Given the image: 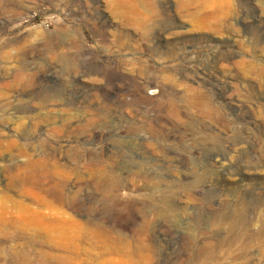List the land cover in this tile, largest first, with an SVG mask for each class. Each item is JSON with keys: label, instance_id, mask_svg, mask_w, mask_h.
I'll list each match as a JSON object with an SVG mask.
<instances>
[{"label": "rangeland", "instance_id": "374dc122", "mask_svg": "<svg viewBox=\"0 0 264 264\" xmlns=\"http://www.w3.org/2000/svg\"><path fill=\"white\" fill-rule=\"evenodd\" d=\"M212 1L0 0V264H264V0Z\"/></svg>", "mask_w": 264, "mask_h": 264}, {"label": "bare ground", "instance_id": "6f19581e", "mask_svg": "<svg viewBox=\"0 0 264 264\" xmlns=\"http://www.w3.org/2000/svg\"><path fill=\"white\" fill-rule=\"evenodd\" d=\"M214 1V0H213ZM212 1V2H213ZM217 3H218V0H217ZM226 3H228V2H226ZM211 5L213 4V3H210ZM218 4H220V3H218ZM112 6V5H111ZM225 6V5H224ZM228 6V5H227ZM211 7V6H210ZM221 7H223V5L221 6ZM118 10H120L119 8H117ZM135 9H137V8H135ZM136 12H138V10H136ZM123 13V12H122ZM115 14L116 15H121V11L120 12H117L116 11V9H115ZM210 16V15H209ZM140 20V19H139ZM17 54V53H16ZM21 59V58H20ZM130 61V60H129ZM24 67V66H23ZM19 72H23V69H19ZM137 72V71H136ZM139 74H140V72H138ZM139 76V75H138ZM151 76H153V75H151ZM150 76V77H151ZM4 79V78H3ZM161 85H163V84H161ZM162 92H163V89L161 88V87H158L157 85H155V84H151V83H149V84H147L145 87H144V89H140V90H137L135 93H134V98H135V100L137 101V102H140V101H144V102H152V101H155V100H157L158 98H159V96H161V94H162ZM125 94V93H124ZM169 100V99H168ZM141 104H143V103H141ZM167 104V103H166ZM133 105V104H132ZM159 105V104H158ZM134 107H135V105H134ZM137 110V109H136ZM166 110V109H165ZM190 110V109H189ZM132 111V110H131ZM167 111V110H166ZM169 111V110H168ZM173 112V111H172ZM173 114V113H172ZM217 114V113H216ZM218 122V121H217ZM220 123V122H219ZM215 126V125H214ZM224 126V125H223ZM216 127V126H215ZM225 128V127H224ZM230 128V130H231V127H229ZM224 130V129H223ZM229 130V129H228ZM190 131H192V130H190ZM223 132V131H222ZM139 139V138H138ZM189 140V139H188ZM192 146V145H191ZM156 148V147H155ZM13 155V154H12ZM11 156V155H10ZM21 157V156H20ZM24 157V156H23ZM49 158V157H48ZM106 185V184H105ZM178 193V192H177ZM68 198V197H67ZM187 200V199H186ZM30 210V209H29ZM33 210V209H32ZM26 211V210H25ZM34 212V211H33ZM35 213V212H34ZM33 213V214H34ZM36 213H37V211H36ZM51 213V212H50ZM98 213V212H97ZM107 213V212H106ZM159 213V212H158ZM31 214V213H30ZM37 214H39V213H37ZM36 214V215H37ZM39 216V215H38ZM44 216V215H43ZM63 217V216H62ZM39 218V217H38ZM58 218V217H57ZM44 219H42V221H43ZM63 220H64V218H63ZM61 221H62V219H61ZM61 221H60V223H61ZM54 222H55V220H54ZM63 222V221H62ZM74 222V221H73ZM241 222V221H240ZM72 223V222H71ZM86 224V223H85ZM54 225H55V223H54ZM78 225V224H77ZM119 225V224H118ZM258 225V224H257ZM59 226H61V225H59ZM63 226V225H62ZM102 226V225H101ZM66 227V226H65ZM83 227V226H82ZM95 227V226H94ZM240 227V226H239ZM64 228V227H63ZM80 229H81V227H79ZM227 230V229H226ZM192 232V231H191ZM257 233V232H256ZM232 236V235H231ZM130 238V237H129ZM146 244V243H145ZM221 254V253H220ZM229 256V255H228ZM199 257V256H198ZM184 259V258H183ZM190 259V258H189ZM216 259V258H215ZM231 262V261H230Z\"/></svg>", "mask_w": 264, "mask_h": 264}]
</instances>
